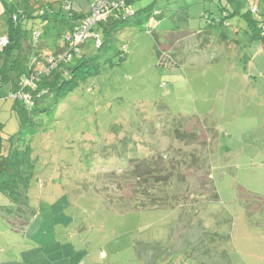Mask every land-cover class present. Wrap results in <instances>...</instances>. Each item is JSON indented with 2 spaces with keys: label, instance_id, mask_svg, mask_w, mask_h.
<instances>
[{
  "label": "rangeland",
  "instance_id": "1",
  "mask_svg": "<svg viewBox=\"0 0 264 264\" xmlns=\"http://www.w3.org/2000/svg\"><path fill=\"white\" fill-rule=\"evenodd\" d=\"M95 1L0 0V39L8 35L12 6L27 13L22 23L29 31L65 37L71 10L83 13ZM132 3L139 20L102 50L87 48L100 72L82 76L54 110L34 119L32 131H21L14 100L0 98L6 149L13 138V150H29L31 211L44 215L50 238L68 245L62 255L73 247L99 260L104 252L108 264H148L156 256L181 264L213 254H222L215 264H264V53L252 39L256 32L237 16L229 26L216 25L219 0ZM6 58L0 57V71ZM180 118L185 128L195 120L202 127L207 144L198 153L218 199L137 209L117 186L135 154L180 147L174 137ZM183 189L174 183L169 193ZM10 206L0 193V207Z\"/></svg>",
  "mask_w": 264,
  "mask_h": 264
},
{
  "label": "trees",
  "instance_id": "2",
  "mask_svg": "<svg viewBox=\"0 0 264 264\" xmlns=\"http://www.w3.org/2000/svg\"><path fill=\"white\" fill-rule=\"evenodd\" d=\"M125 1L129 7L133 2V0ZM219 6L221 18L216 22V25L229 26L230 18L241 17L249 22L250 26L254 22L256 27L254 32L256 33L253 37H260L264 43V25L259 28L258 21L253 18L257 12L253 13L251 8L243 13L241 0H219ZM9 12L10 26L7 37L10 44L4 51L0 52L4 53V57H7L5 62H8V66L0 71V84H14V90L10 95L23 93L31 98L29 103L13 99L15 113L22 132L32 131L35 127L34 119L40 114L54 110L57 103L78 86L82 76L85 78L87 75L100 72L96 63L98 57H91L88 54L91 49L88 51L87 48L94 45L102 50L108 41L116 38L118 32L128 28L133 19L134 21L139 20L136 18L138 12L130 18L125 17L124 10L112 12L95 28V32L102 39L100 45H95L91 41L83 43L79 47V52L72 51L73 56L69 61L58 63L54 69L41 74L34 86L23 88L22 84L25 80L35 76L37 69L41 71L40 69L45 66L48 54L44 53L43 48L51 47L54 49L52 54L58 55L69 50L70 45L66 41L67 36L64 37L59 34L53 37L41 31H29L22 23L27 18V13L17 10L13 6ZM88 13L80 14L71 10L69 20L72 30L70 34L86 20ZM113 15L118 16V21L108 26L105 22ZM14 16L17 17L16 20ZM40 17L48 21L58 22L55 16L49 17L46 13H42ZM213 24L211 23V25ZM35 32L40 33V38L36 42L33 40V33ZM195 122L196 120L192 125L185 128L187 125L185 119L175 120L174 137L180 144L179 148H170L164 153L150 152L148 155H140V157L135 154L130 162L131 169L128 176L123 180L124 184H119L117 189L128 199L136 200L137 209H174L182 204V202H176L178 199H183L182 201L196 200V202L204 196L211 197L213 200L218 199L216 187L209 173V166L198 153V149L206 146L207 139H203L202 127L199 125L196 128ZM11 139L10 148L6 149L5 140L0 134V193L6 195L11 203L10 207H0V216L8 224L24 230L28 226L29 220L34 216L28 197L29 180L32 177L33 166L29 159V150L24 155L20 150H13V138ZM174 183L183 185L185 189L177 195L175 192L170 194L169 191H172Z\"/></svg>",
  "mask_w": 264,
  "mask_h": 264
},
{
  "label": "crops",
  "instance_id": "3",
  "mask_svg": "<svg viewBox=\"0 0 264 264\" xmlns=\"http://www.w3.org/2000/svg\"><path fill=\"white\" fill-rule=\"evenodd\" d=\"M96 2L97 1L93 2L83 13H88L90 7ZM241 2L243 4L241 7L243 13L248 11L245 9V4H247V2L252 4V8L257 9V15L260 18L256 16L253 18L258 21L257 25L261 28L264 25V0H241ZM131 7L133 8V3L130 4V8ZM72 11L74 12L73 9ZM75 13L81 14L82 12L76 11ZM115 21H118L117 15L108 18L105 23L108 24V26H111L110 24H113ZM247 24L250 30L255 31L256 27L254 22H252L253 27L250 26L249 22ZM235 32L236 34H239L240 31L236 30ZM7 36L8 35L4 37ZM169 39L173 41L172 38ZM252 39L260 40L261 45L259 47V52L264 53L263 40L260 37H253ZM236 42L238 43V40ZM3 54L4 53H0V57L3 56ZM5 85L9 88L0 90L1 99L9 98L10 93L14 90V84L12 83H1L0 87ZM11 113L13 115L15 113L14 106ZM33 213L34 216L29 220V224L24 230L8 224L0 216V264H108V256L105 255L104 252H102L100 259L101 262L103 261L104 263H100L97 255L89 253L87 256H82V253L74 250L73 247H68V253L64 252L62 255V251L65 250L68 245L64 246L65 243L61 244V238H50V232L45 228L46 221L44 215L37 212ZM102 255H105V257L103 258ZM221 256L222 254H213L209 260L203 259L201 261L200 258L192 257L190 262L185 259L181 264H215L218 261L217 258H221ZM158 259L159 257L157 256L156 258H150L148 264H162V261H158ZM105 261L107 263H105Z\"/></svg>",
  "mask_w": 264,
  "mask_h": 264
},
{
  "label": "built area",
  "instance_id": "4",
  "mask_svg": "<svg viewBox=\"0 0 264 264\" xmlns=\"http://www.w3.org/2000/svg\"><path fill=\"white\" fill-rule=\"evenodd\" d=\"M117 10H124L126 13L125 15L126 18H130L135 15V12L127 5L125 0L117 1V2L111 0H105L94 3L90 8L86 20L83 23H81L79 26H77L72 32V34L66 37V41L70 45L69 50L58 55L48 54L44 68L40 69L41 71L37 69L38 71L35 72V76L27 78V80H25V82L22 84V87L26 88V87L34 86L37 83L38 77L41 74L47 72L48 70L54 69L57 66V64L60 62L69 61L73 56L72 51L79 52L80 51L79 47L83 43L91 41L95 43V45H100L102 39L95 32V28L98 26L99 23L104 21L107 18V16H109L112 12ZM252 12L256 13L257 9L252 8ZM14 19L16 20L17 17L14 16ZM39 38H40L39 32L33 33L34 42L38 41ZM9 44H10V40L8 37H3L2 39H0V51H4V49L7 48ZM10 97L12 99L24 101L26 103H29L31 101V98L27 94H23V93H12ZM102 257L104 258L105 255H102Z\"/></svg>",
  "mask_w": 264,
  "mask_h": 264
},
{
  "label": "water",
  "instance_id": "5",
  "mask_svg": "<svg viewBox=\"0 0 264 264\" xmlns=\"http://www.w3.org/2000/svg\"><path fill=\"white\" fill-rule=\"evenodd\" d=\"M10 1H12V0H10Z\"/></svg>",
  "mask_w": 264,
  "mask_h": 264
}]
</instances>
